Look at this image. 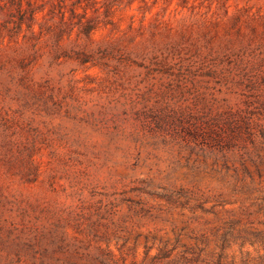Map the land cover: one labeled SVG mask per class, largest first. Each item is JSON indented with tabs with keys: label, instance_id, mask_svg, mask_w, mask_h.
<instances>
[{
	"label": "rangeland",
	"instance_id": "374dc122",
	"mask_svg": "<svg viewBox=\"0 0 264 264\" xmlns=\"http://www.w3.org/2000/svg\"><path fill=\"white\" fill-rule=\"evenodd\" d=\"M0 264H264V0H0Z\"/></svg>",
	"mask_w": 264,
	"mask_h": 264
}]
</instances>
